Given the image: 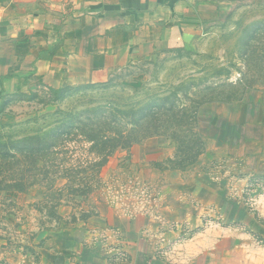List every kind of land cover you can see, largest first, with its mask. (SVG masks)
Returning <instances> with one entry per match:
<instances>
[{
    "label": "rangeland",
    "instance_id": "obj_1",
    "mask_svg": "<svg viewBox=\"0 0 264 264\" xmlns=\"http://www.w3.org/2000/svg\"><path fill=\"white\" fill-rule=\"evenodd\" d=\"M214 1L235 6L224 24L107 84L0 99V141L17 142L10 148L32 182L0 194V264H70L114 201L134 197L144 209L141 181L179 179L187 200L171 194L172 212L155 207L151 244L167 252L195 239L197 264H264V101L255 104L264 92V0ZM195 134L203 141L193 146ZM167 142L173 158L158 163ZM147 148L148 167L170 173L139 167ZM192 197L205 217L190 224L182 216Z\"/></svg>",
    "mask_w": 264,
    "mask_h": 264
},
{
    "label": "crops",
    "instance_id": "obj_2",
    "mask_svg": "<svg viewBox=\"0 0 264 264\" xmlns=\"http://www.w3.org/2000/svg\"><path fill=\"white\" fill-rule=\"evenodd\" d=\"M234 10L231 2L214 0H0V98L107 84L129 67L203 39ZM256 94L260 108L264 92ZM246 101L239 106L245 109ZM167 143L156 151L158 163L173 158ZM147 150L138 159L139 167H148ZM148 168L162 176L170 173ZM175 172L181 173L179 178L185 175ZM187 184L180 179L154 186L141 181L137 189L149 198L148 207L137 210L134 197L114 201L102 214L99 231L92 228L94 235L71 256L70 264H197L202 252L194 246L195 239L167 252L148 240L152 222L161 220L155 207L172 212L169 197L187 200ZM188 202L191 209L182 216L186 223L201 221L205 215L193 197ZM99 242L101 248L95 247Z\"/></svg>",
    "mask_w": 264,
    "mask_h": 264
},
{
    "label": "trees",
    "instance_id": "obj_3",
    "mask_svg": "<svg viewBox=\"0 0 264 264\" xmlns=\"http://www.w3.org/2000/svg\"><path fill=\"white\" fill-rule=\"evenodd\" d=\"M262 85L264 86V84ZM0 97H1V93H0ZM209 103H211V101H209ZM218 103H224L229 105L233 104V102H218ZM203 104L204 103L199 104L195 108L194 116H196V110H198ZM201 140L203 141V139H201L199 135L195 134L193 139V146H196L197 143L201 144ZM10 142L0 141V194L10 191L24 192L32 185V182L30 180H25L24 177L20 174L19 166H18V153L14 150H11L10 148V144L12 143L16 144L17 142H12V141ZM204 149H205V144L202 146L201 150H198L194 161L199 159L204 154L205 151ZM32 152L33 150L32 148H30L29 149L30 157L32 155ZM30 157H29L28 168L25 172V174L27 175V179L31 178V176L33 175L32 171L34 169V162ZM27 182H29L28 185H26ZM3 240H4L3 237H0V242Z\"/></svg>",
    "mask_w": 264,
    "mask_h": 264
}]
</instances>
